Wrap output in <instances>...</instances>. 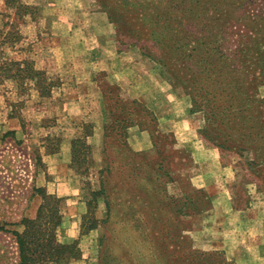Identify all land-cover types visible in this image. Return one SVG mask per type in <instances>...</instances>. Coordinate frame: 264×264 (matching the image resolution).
<instances>
[{
    "label": "rangeland",
    "instance_id": "1",
    "mask_svg": "<svg viewBox=\"0 0 264 264\" xmlns=\"http://www.w3.org/2000/svg\"><path fill=\"white\" fill-rule=\"evenodd\" d=\"M122 2L128 15L157 13L155 19L137 28L124 26V14L116 0H32L33 17L25 16L15 25L20 39L11 46L0 45V59L29 60L52 81L48 96L38 95L30 83L22 92L10 80L0 84V264H15L11 231L22 230L21 218L34 217L41 202L37 193L44 190L36 178L49 176L43 156L60 150L69 152L67 168L83 202L71 216L74 221L70 227L77 239L69 242L73 246L63 257L38 264H72L77 260L79 264L81 260L85 264H158L151 248L163 256L164 244L179 251L188 245L196 256V252L213 253L198 256L204 260L236 264L220 248H211L212 239H219L221 229H230L228 221L234 213L259 215L252 201L264 187V160L259 156H264V0ZM163 8L166 17L159 16ZM0 12H5L4 0H0ZM148 31L153 32L154 40L164 36L163 48L147 39ZM182 39L187 49L194 47L190 56L170 53V58L164 59L166 65L155 60L164 58V48L174 47ZM130 42L133 45L127 46ZM203 50H209V55ZM147 52L155 59L144 54ZM206 72L212 81L205 79ZM248 78L251 83L236 91V81ZM206 83L210 85L203 89ZM195 86L201 89L195 91ZM115 92L124 103L135 100L151 112L159 133L153 146L146 129L128 126L125 141L135 154L126 156L110 148L108 159L113 168L106 172L101 140L103 126L111 120L105 103L109 105L108 97ZM126 92L138 93L131 97ZM251 95L263 109L262 120L254 123L260 140L230 147L216 137L206 119L208 110L219 111L221 102L244 104ZM252 109L255 111L252 107L248 112ZM159 118L181 122L175 130L192 139L191 146L197 145L194 151L205 153V161L193 158L190 143L177 146L174 132L162 129H167L166 125L159 127ZM74 139L85 141L88 147H76L71 159ZM138 142H144L143 147L134 149ZM215 142L223 144L222 148ZM211 155L217 162H211ZM201 178L208 179L209 191L197 182ZM101 185L103 192L98 194ZM108 191L110 201L120 208L112 223L104 222L103 198ZM129 193H133L135 231L122 214L130 202ZM55 196L61 199L59 212L65 216L64 197ZM248 205L252 211L244 213ZM177 208L200 211L189 215L172 212ZM261 209L263 215L264 205ZM58 225L50 228L55 241ZM74 247L78 251L75 259ZM44 251L43 256L51 253L48 247ZM138 252L145 254V261L134 258ZM32 253L38 254L37 250Z\"/></svg>",
    "mask_w": 264,
    "mask_h": 264
},
{
    "label": "trees",
    "instance_id": "2",
    "mask_svg": "<svg viewBox=\"0 0 264 264\" xmlns=\"http://www.w3.org/2000/svg\"><path fill=\"white\" fill-rule=\"evenodd\" d=\"M116 3L118 9L122 10L124 14V16L121 18L125 20L124 26L127 27H130L131 25H136L137 28V26L140 27L141 23L143 25L144 23L149 24L151 20L155 19V14H157H147L145 15V17H142V15L139 14L138 16L136 15V17H134L132 16L133 13L132 15L127 14L128 11L125 8L122 0H116ZM4 6L5 12H0V45L9 43V45L11 46L20 39L19 32L15 30L16 22H23L25 16H29L30 18H32L35 6L32 3V0H4ZM158 13L159 16L166 17L167 10L163 8ZM5 18L7 20H5ZM5 26H7V29H4ZM146 36H148L147 39L149 41L154 40L153 32L148 31ZM163 37V35H160L158 39L154 40L156 41V43L158 42V46H162ZM177 42L178 44H175L174 47L170 46L169 48H164V53L162 54L164 58L155 59L151 56L150 52L144 54L148 57H152L159 63H163V65H166L164 59H169L170 53H173V55L175 54L180 57L183 55L184 57L190 56L194 47L191 49H187L185 42H183V39L182 42L180 40H177ZM132 45V42H130V44H128L127 46ZM138 47L142 51V47ZM148 51H150V49ZM205 53H208L207 55H209V50H203V54ZM203 62L204 66H206V61ZM239 67L243 69V66ZM205 79L208 80L207 72L205 73ZM3 80L12 81L18 92H22L27 87V85H29L27 83H30V85L35 89L36 92H38V95L40 96H48L52 87V81L47 78L45 72L43 70H37L33 68L31 61L24 59H0V84L3 83ZM236 83V91L240 89L244 90L247 85L251 83V79H240L236 81ZM209 85L210 84L207 83L204 84L203 89H206ZM194 89L195 91L200 90L201 87H198L197 89L195 86ZM108 100L111 102H109V105L105 103V109L108 113V117L111 122L103 126L101 140V161L104 162V170L106 172H109L110 169L113 168L110 164V159H108V151L110 150V148L114 149L115 147L116 150H121L124 155L126 154V156L135 154L134 151L127 146V143L125 141L126 128L128 126L136 125L139 129H146L148 131L153 146L156 144L154 139L159 133L155 128L156 119L154 118V116L137 101L132 100L128 104L124 103V101L120 99L117 92L108 97ZM255 100V97L251 95L250 98L248 97L247 100L244 101V104L237 106H231L234 103L223 105V102H221L220 105L223 107L219 111H213L209 109L208 106H206L205 108L209 109V115L206 116V119H209L208 122H210V125L212 124L211 126L214 130V133L216 134V137H221L222 142L226 141L230 143V147L234 146L235 143L250 142V144L252 145L258 142L260 140V133L258 132L259 127L254 123L257 120H262L261 112L263 109L256 105ZM206 102L208 104L210 103L209 105H214L213 101L210 98H206ZM252 107H254L255 111L252 109L251 112H248L249 110H251ZM133 108L135 109L133 110ZM257 122L260 123L259 121ZM87 135L89 134L86 133L85 136ZM205 137L209 140L212 139L211 141L213 142L216 141L208 136ZM110 139L112 141H110ZM170 143H172V141ZM215 143L217 147L222 148L223 144L218 142ZM76 147L85 149L88 147V145L85 143V141H79L78 139L71 140V159L72 155L76 150ZM250 149L252 151V148ZM252 153L255 156V153ZM259 156L263 161L264 156H261V154H259ZM255 157L258 158L257 156ZM246 164L248 166L250 162ZM101 192H103L102 185L99 188L98 194H100ZM37 194L40 195L41 202L37 206L34 217L21 218L19 223L22 226V230L20 232L11 231L12 240L15 245V264H38L41 263V261L45 262L49 258L53 261L54 259L58 260V256L63 257V253L67 250L70 252L69 249H71L73 246L69 243H60L58 241H55V238L53 237L54 234L50 232L51 225L57 226L59 224V220L61 217V214L59 212V205L61 199L55 195L46 193L44 190H41ZM203 196L208 201V197L206 195ZM110 197H112V194L110 191H108V193H106L105 198H103V204L105 208V223H112L111 221H113V218L116 219L117 211H119L120 209L117 208V204H114V202L110 201ZM128 199L131 203L129 202L128 206L122 214L124 219L128 220V222H131L130 227L132 228V231H135L137 230V227L135 219L132 218V212L134 211V209H132L131 207V204L134 201L133 193L128 194ZM145 201L147 206L150 205L148 198H145ZM207 201L206 203H208ZM186 205H188V203ZM198 211L200 210H191L189 208H186L184 210H181L180 208L172 210V212L182 215H189L197 213ZM137 236L141 237L142 234L137 232ZM98 239L100 242V236ZM70 243H73V241ZM167 245H169L168 248ZM47 247L50 248L51 253L47 254L46 256H43L45 253H47V251H44ZM184 248L186 249H182L179 251L176 250V247L174 245L164 244L165 251L164 253L162 252L163 256H161V253L157 252V250H155L154 248L151 249L156 253L155 262H157L158 264H223L224 262L223 259H219L217 262H212V260L207 261L198 257L201 255L211 256L213 254L212 252H196V254L198 255L196 256L195 254L191 253L192 249H190V246L187 245ZM35 250H37L38 254L32 253ZM135 254V259H142V261H145L144 253L139 254L138 252ZM72 257H74V259L78 257V251L75 247L74 254H72Z\"/></svg>",
    "mask_w": 264,
    "mask_h": 264
},
{
    "label": "crops",
    "instance_id": "3",
    "mask_svg": "<svg viewBox=\"0 0 264 264\" xmlns=\"http://www.w3.org/2000/svg\"><path fill=\"white\" fill-rule=\"evenodd\" d=\"M129 93V96L136 97L138 92H126ZM127 96V95H126ZM170 117V116H169ZM168 117V118H169ZM161 119L162 123L159 122V127L166 125V128H162L167 131H173L175 134V144L177 146L189 145L190 143V152L193 158L196 161H205L207 158L206 155L202 154L199 149L194 151L193 147H197V145L191 146V138H183L182 135L177 133L176 128L179 129L178 120L169 122L170 119ZM173 123V124H172ZM179 123V124H178ZM173 125V126H172ZM190 128V127H189ZM190 131H195V129L191 128ZM141 133V132H140ZM142 135V134H140ZM195 136V135H192ZM138 145L133 146L134 149H140L143 147L144 142H138ZM54 156V157H53ZM47 161L46 171L48 173V178L44 179V176H39L36 178L37 183L44 188V190L48 193H55V195L63 196L65 200V216L61 217V221L57 227V240L61 243H69L74 239H77V234L74 233L70 227L71 223L74 221L71 217L76 214V209H80L83 206V202L79 200L77 197V186L75 181L70 178L69 170L67 168V163L69 162V152L60 150L56 153L45 155ZM217 162L215 160V155H211V162ZM201 177H205L204 175H197ZM216 176H219L216 174ZM207 177V176H206ZM203 178H201L202 180ZM208 179H203L201 182L197 181L200 186H203L206 191L209 189L206 188L208 184ZM264 196V187L259 195L253 196L255 201H252L253 205H255L257 214L247 217L241 215L239 212L234 213V218L228 221V226L230 229L225 231L224 229L220 231L219 239L215 241L213 238V246L211 248H220L223 251L224 256L232 260L236 264H264V214L262 215V209L259 210V207L264 205V200L261 199ZM260 200V201H259ZM70 204V205H69ZM252 205V206H253ZM214 210L218 211L219 207H215L213 205ZM242 211V210H239ZM246 211L251 212V205L245 208L244 213ZM247 212V213H248ZM231 215L230 213H228ZM213 215V214H212ZM212 217V216H211ZM78 223V221H76ZM238 224L236 227H231L230 225ZM235 228V229H234ZM90 234V231L87 233ZM82 237H88V235H84ZM81 237V238H82ZM82 240V239H81ZM82 257V256H81ZM80 260L74 261L72 264H79ZM85 264L83 260H81ZM86 264H89L88 262Z\"/></svg>",
    "mask_w": 264,
    "mask_h": 264
}]
</instances>
